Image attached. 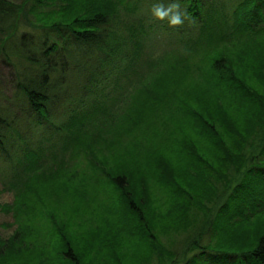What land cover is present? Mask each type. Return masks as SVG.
Returning <instances> with one entry per match:
<instances>
[{"label":"trees","instance_id":"16d2710c","mask_svg":"<svg viewBox=\"0 0 264 264\" xmlns=\"http://www.w3.org/2000/svg\"><path fill=\"white\" fill-rule=\"evenodd\" d=\"M155 2L0 0V69L11 78L1 85H11L4 102L13 108L0 114V155L16 178L9 186L18 181L14 204L4 206L18 228L0 237V264H179L203 247V233L181 258L176 243L187 238L178 234L196 227L227 170L246 162L254 201L240 198L237 213L213 223L211 251L185 264H264V0H178L179 27L152 16ZM161 34L178 48L148 60L154 69L170 57V68L158 67L129 104L134 141L103 166L109 179L85 173L88 180L57 155L46 163L35 138L37 148H20L26 137L30 144L25 116L48 124L60 149L76 147L94 118L132 96L142 47ZM136 127L152 145L147 155L132 147ZM160 234L178 238L169 246Z\"/></svg>","mask_w":264,"mask_h":264},{"label":"rangeland","instance_id":"374dc122","mask_svg":"<svg viewBox=\"0 0 264 264\" xmlns=\"http://www.w3.org/2000/svg\"><path fill=\"white\" fill-rule=\"evenodd\" d=\"M167 36H168L167 34L150 35L151 40L148 43H146L147 46L145 47V49L142 47L143 49L142 53H144V55L141 57L138 63H136V66H138V71L141 68L142 72L133 73L131 76L132 79L133 78L136 79L134 80L133 83L136 86L134 93L127 100V102L118 110L115 111L104 110L100 115L96 117V119L94 118L93 120L94 124L88 126V128L85 127L86 130L83 131V135L79 133L80 136L78 139H80L81 142H79L76 147L73 146L72 148V146L66 143V148L60 149L59 146L62 145L61 141L57 140L54 133L49 134L47 131H45L48 130V124L42 121L41 122L38 121L39 123L37 121L35 122L33 117L31 118L29 116H25L30 129V131L28 132H31L30 144L28 137H26L24 142H17L18 144H21L20 148L25 147L26 149L27 145L32 148H37L36 145H34L35 144L34 141L32 140V138H35L37 141L36 144L40 140L38 144H40L42 148H45V150H42L41 153H43L44 157L49 158L46 163L52 161L51 158L57 155L56 158L58 160L64 159V161L66 162L65 164H67L68 168L74 167V169L76 170V174H80L82 172V174L86 177L85 173L89 176L93 173L96 174L97 178L100 176L109 179L110 172L107 173V171L109 170L110 165L114 164L115 155L122 149V146H124L128 141H130L129 142L130 144L131 141L134 139L127 132L128 131L127 127L130 124L129 120L133 119L135 116V113L132 111L133 108H130L129 104H133L134 107L136 101L140 102V100L142 99L144 86L146 84H149L152 78L157 74L156 72L158 67L170 68L169 66V63L171 61L170 57H166L164 60L158 61L154 69H151V65L148 61L149 59L156 60L152 56L156 55L155 57H162L165 51L167 52L172 48H176V49L178 48V47L170 46L171 44H175V43H173L174 41H172V39L171 40L164 39ZM151 41L152 43H150ZM145 50H147L146 53ZM147 54H150L151 57L150 56L148 57ZM178 58L179 57L176 56L173 57L172 59L177 60ZM177 63L178 62L176 61L175 64ZM139 74L143 75L142 77L145 78L144 81H142L143 78L139 77ZM7 78L8 81L9 80L11 81V78L9 76V71L7 69L5 71L3 68L0 69V114L11 113L13 111V108H10L9 106L6 107V102H4L5 100L7 101V97L9 98L12 96V91L10 89L11 85L9 84L5 87L1 85L2 79L7 81ZM138 81L140 82L136 84V82ZM69 84L72 86H76V82H70ZM68 104L71 105L72 102L69 101ZM176 109H179V107ZM60 112H62L61 107L58 108L57 114H59ZM167 114L170 115L171 113L167 112ZM167 114L165 116L166 121L170 119L167 116ZM182 115L183 114H181L179 117L178 115H174L175 120L180 119ZM175 120L172 121L173 124L177 122ZM57 122H59V120H57ZM135 129L137 130L136 135L138 140H136V145L132 147L140 150H141V146L144 147L145 151H143V155H147L149 145L152 146L149 143L148 136L147 135L145 136L146 133H144L141 130L142 128L136 127ZM50 131L52 132V130ZM139 131L141 133L140 135L137 134ZM44 134L45 136H43V138L41 139V136ZM166 135L167 138H169L171 134H169L168 132ZM45 137H47V139H45ZM257 142H259V138ZM54 143H55V147L51 146ZM125 146L127 147V145ZM46 147H51V148L48 149ZM250 152L257 154L259 153V150H257L256 152L254 151V149H252L251 151H249V153ZM63 153L65 154L63 155ZM16 154L19 153H15L14 156H16ZM5 157L6 156L0 155V237L2 239H6L7 237H9L18 228L17 226L18 222L15 221V217L13 215L14 211L10 210L9 212H7L4 209L5 205L14 204L15 190H16L14 189V187L18 182V181L16 182L13 188L9 186V184L15 181L16 178L15 176L11 177L13 172L10 171L9 168L10 160H7ZM248 165H249L248 162H246L245 164L241 165L239 169L236 168V170H234L236 166H232L229 170H227L228 179L226 180L225 185L223 186L224 184L223 182L219 183V191H217V195L214 198H212V200L205 201L208 210L203 211L201 209V206L198 208L199 212L197 213L196 216V221H197L196 227L194 228L193 226L185 234L177 233L179 236H185V238H187L184 240L181 246H179L178 243H176L177 252L180 253V254L178 253L180 258L182 255L181 252L186 250L185 248L190 246L192 239L196 238L195 235H199V233H203V237L200 238L203 247L199 249H195L196 250L195 252L193 250L187 252V256L181 258L179 260V264L189 263V261H191V257L194 254L198 255L204 249L211 251V249L206 248L205 245L211 240V236L213 233L212 229L214 226L213 223H217V225H220L229 216H231L234 213H237V210L240 206V198L243 200L246 199V202L248 203L254 201L253 197L256 194H252L251 192H253V190H255L257 186L256 183H251L253 178L251 177V174L247 173ZM103 166L104 167L109 166L108 170L104 169ZM5 224H9V225H5ZM178 235L160 234L159 237L163 243L169 245L173 239L178 238ZM197 264H211V262L200 261Z\"/></svg>","mask_w":264,"mask_h":264},{"label":"clouds","instance_id":"9594fccd","mask_svg":"<svg viewBox=\"0 0 264 264\" xmlns=\"http://www.w3.org/2000/svg\"><path fill=\"white\" fill-rule=\"evenodd\" d=\"M151 14L156 20H167L171 27H179L184 22L178 0H171L167 7L163 0H156L151 8Z\"/></svg>","mask_w":264,"mask_h":264}]
</instances>
